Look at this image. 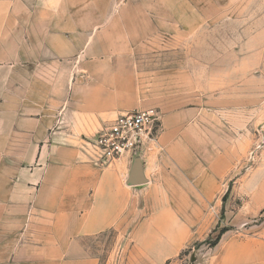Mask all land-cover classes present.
<instances>
[{"label":"crops","instance_id":"obj_1","mask_svg":"<svg viewBox=\"0 0 264 264\" xmlns=\"http://www.w3.org/2000/svg\"><path fill=\"white\" fill-rule=\"evenodd\" d=\"M118 1L0 0V264H101L88 246L110 233L103 264H264L258 237L195 246L228 169L190 112L161 117L159 146L138 155L145 184H126L130 155L93 163L87 140L102 126L154 111L142 57L161 38L142 6L132 17Z\"/></svg>","mask_w":264,"mask_h":264},{"label":"rangeland","instance_id":"obj_2","mask_svg":"<svg viewBox=\"0 0 264 264\" xmlns=\"http://www.w3.org/2000/svg\"><path fill=\"white\" fill-rule=\"evenodd\" d=\"M123 1L132 17L142 6L155 26L148 34L161 38L142 57V94L159 120L144 148L159 146L163 115L186 111L196 116L187 126L205 134L201 146L226 157L212 234L195 246L222 230L264 240V0ZM115 12V19L127 14ZM115 247L110 233L88 249L103 264Z\"/></svg>","mask_w":264,"mask_h":264},{"label":"built area","instance_id":"obj_3","mask_svg":"<svg viewBox=\"0 0 264 264\" xmlns=\"http://www.w3.org/2000/svg\"><path fill=\"white\" fill-rule=\"evenodd\" d=\"M157 114L135 111L116 116L87 140V148L98 167H106L130 155L138 156L148 142H155L152 134L158 126Z\"/></svg>","mask_w":264,"mask_h":264},{"label":"water","instance_id":"obj_4","mask_svg":"<svg viewBox=\"0 0 264 264\" xmlns=\"http://www.w3.org/2000/svg\"><path fill=\"white\" fill-rule=\"evenodd\" d=\"M146 182H147V180L143 174L140 159L138 158V156H135L133 161H132L131 167H130L128 180H127L126 184L128 186H138V185H143ZM192 260H193V258H192Z\"/></svg>","mask_w":264,"mask_h":264},{"label":"trees","instance_id":"obj_5","mask_svg":"<svg viewBox=\"0 0 264 264\" xmlns=\"http://www.w3.org/2000/svg\"><path fill=\"white\" fill-rule=\"evenodd\" d=\"M224 232H226V230H222V231L216 236V238H215L212 242H209V243H208V245H209V246H215V245L218 243V241H219L221 235H222Z\"/></svg>","mask_w":264,"mask_h":264}]
</instances>
